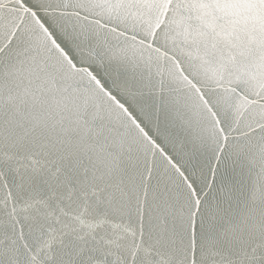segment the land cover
Wrapping results in <instances>:
<instances>
[{"label": "snow or ice", "instance_id": "snow-or-ice-1", "mask_svg": "<svg viewBox=\"0 0 264 264\" xmlns=\"http://www.w3.org/2000/svg\"><path fill=\"white\" fill-rule=\"evenodd\" d=\"M0 264H264V0H0Z\"/></svg>", "mask_w": 264, "mask_h": 264}]
</instances>
